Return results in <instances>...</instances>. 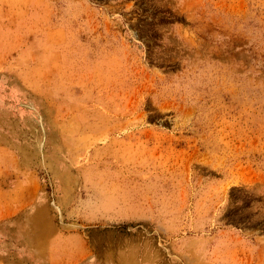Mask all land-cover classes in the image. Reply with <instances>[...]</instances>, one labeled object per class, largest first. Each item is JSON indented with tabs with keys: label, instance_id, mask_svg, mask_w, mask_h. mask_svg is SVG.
Instances as JSON below:
<instances>
[{
	"label": "rangeland",
	"instance_id": "1",
	"mask_svg": "<svg viewBox=\"0 0 264 264\" xmlns=\"http://www.w3.org/2000/svg\"><path fill=\"white\" fill-rule=\"evenodd\" d=\"M0 264H264V0H0Z\"/></svg>",
	"mask_w": 264,
	"mask_h": 264
}]
</instances>
